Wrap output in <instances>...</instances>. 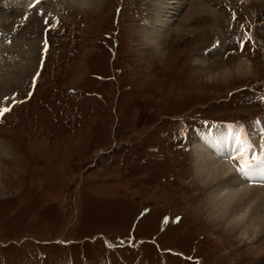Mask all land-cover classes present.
Here are the masks:
<instances>
[{
	"label": "rangeland",
	"instance_id": "rangeland-1",
	"mask_svg": "<svg viewBox=\"0 0 264 264\" xmlns=\"http://www.w3.org/2000/svg\"><path fill=\"white\" fill-rule=\"evenodd\" d=\"M97 1L0 28V264H264V234L208 218L192 152L264 116V0H205L181 25L189 0L159 50L143 37L158 0Z\"/></svg>",
	"mask_w": 264,
	"mask_h": 264
},
{
	"label": "bare ground",
	"instance_id": "bare-ground-1",
	"mask_svg": "<svg viewBox=\"0 0 264 264\" xmlns=\"http://www.w3.org/2000/svg\"><path fill=\"white\" fill-rule=\"evenodd\" d=\"M16 1L13 0L10 2L9 7L5 4L6 7L0 9V28H3L5 32H19L24 26V20L20 18L22 14L19 13L25 12V6H27L26 4L29 3V0H23L24 3H17V5ZM62 1L68 4L69 7L80 8L84 11L92 10L94 7L96 9V5L100 4L97 0ZM188 1L158 0L155 5L153 4V16L150 19L151 28L147 32H145L146 28L143 31V37H145L148 45L159 50L164 37L167 35V31L171 30V28L169 30V27L173 29V23H175L177 18L175 15H177L178 9L188 5ZM204 1L194 0L189 4V9L186 11L187 16L182 20L181 25L188 26L187 24L194 20L195 16L208 13V7L204 4ZM243 1L244 3L252 4L255 1L262 3L263 0ZM29 8H31V4L27 6L26 10ZM25 16L29 17L28 14H25ZM30 19L31 17H29ZM177 19L179 21V18ZM148 25L150 24L148 23ZM26 35L28 38L29 34ZM252 36L257 39L255 34H252ZM236 68L233 72L238 77L247 78L253 74L252 64L249 61L240 60ZM230 76H232L231 70L219 67L214 74L215 78L213 81H225ZM233 126H238L246 130L252 144L256 146L257 151H259L261 145H264V116L261 124L253 131H249L243 126L235 124L222 126L219 129L211 128L202 141H196L194 139L192 142V152L195 159L194 179L202 191L207 193L205 199L206 213L211 222L225 226L227 230L242 232L241 234L243 236L248 235L251 231L256 237H260L264 234V186L239 178L233 162L229 159L220 158L221 155L226 156L233 150V141L225 136L227 130ZM254 132L253 137H250V134ZM2 150H4V147L0 145V151ZM245 219L247 220L246 222Z\"/></svg>",
	"mask_w": 264,
	"mask_h": 264
},
{
	"label": "snow or ice",
	"instance_id": "snow-or-ice-1",
	"mask_svg": "<svg viewBox=\"0 0 264 264\" xmlns=\"http://www.w3.org/2000/svg\"><path fill=\"white\" fill-rule=\"evenodd\" d=\"M29 3L32 7H36L42 3V0H29ZM39 14L43 15V13ZM24 19L27 20L28 17L25 16ZM36 79L37 77L33 78V83ZM8 111H10L8 107L0 108V115ZM225 136L233 141V150L226 156L221 155L220 158L229 159L233 162L239 178L264 186V145H261L257 151L246 130L238 126L229 128Z\"/></svg>",
	"mask_w": 264,
	"mask_h": 264
}]
</instances>
